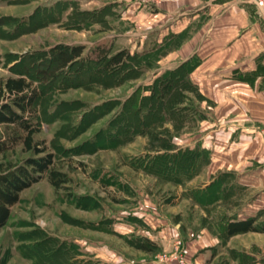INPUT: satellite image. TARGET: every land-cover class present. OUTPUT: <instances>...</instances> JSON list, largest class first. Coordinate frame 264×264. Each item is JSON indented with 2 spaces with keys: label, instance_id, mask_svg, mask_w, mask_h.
Listing matches in <instances>:
<instances>
[{
  "label": "rangeland",
  "instance_id": "1",
  "mask_svg": "<svg viewBox=\"0 0 264 264\" xmlns=\"http://www.w3.org/2000/svg\"><path fill=\"white\" fill-rule=\"evenodd\" d=\"M89 1L0 0V79L25 74L36 84L40 91L36 104L40 128L34 140L54 154L55 165L69 177L66 187L59 190L42 179L21 192L19 202L0 228V264H64L69 257L64 251L68 243H75L84 252L77 260L93 264H115L120 255L148 264L157 255L173 251L176 240L166 243V248L158 240L155 242L160 250L155 257L142 255L114 236L81 227L110 218L113 227L123 232L120 219L126 214L131 216V210L137 207L136 212L145 213L147 202L167 217L175 218L182 208L166 185L125 164L145 150V138L137 137L116 150L104 147L111 142L104 131L125 110L123 104L135 91L137 96L143 93L142 89L151 83L153 70L119 85L106 83L98 71L89 73L78 65L53 79L36 73L48 70L50 60L41 58L61 44L82 45L86 56L96 46L126 49L131 54L143 50L138 49L136 40L129 42L125 36L112 35L123 31L112 22L86 29L83 25L87 18L81 12L93 6ZM57 2L67 7L62 15L54 9L49 12ZM43 21L46 23L41 26L39 22ZM93 77L95 81L90 82ZM31 155L17 146L0 155V164L21 163ZM114 181L125 182L129 192L117 188ZM165 203L175 206L165 207ZM192 213L185 210L184 215L191 219ZM148 229L138 227L132 233L145 236L151 231Z\"/></svg>",
  "mask_w": 264,
  "mask_h": 264
},
{
  "label": "crops",
  "instance_id": "2",
  "mask_svg": "<svg viewBox=\"0 0 264 264\" xmlns=\"http://www.w3.org/2000/svg\"><path fill=\"white\" fill-rule=\"evenodd\" d=\"M88 4L95 5L88 11L106 8V24L123 30L109 33L136 40L138 49L181 36L180 45L158 60L150 82L184 61H198L189 78L202 97L205 117L172 144L205 151L207 162L182 183H164L182 206L178 216L159 215L148 202V215L136 212L137 207L131 216L141 221L144 231L149 227L145 236L160 240L164 248L169 241L182 240L191 264H264V231L225 232L227 222L234 220L255 219L257 227H264V14L252 0ZM185 210L193 211L191 219ZM127 215L120 219L124 231L115 229L123 235L136 231L123 220ZM137 261L120 255L115 264L143 263ZM148 264L159 263L152 259Z\"/></svg>",
  "mask_w": 264,
  "mask_h": 264
},
{
  "label": "trees",
  "instance_id": "3",
  "mask_svg": "<svg viewBox=\"0 0 264 264\" xmlns=\"http://www.w3.org/2000/svg\"><path fill=\"white\" fill-rule=\"evenodd\" d=\"M59 3L51 6L49 12L54 9L57 14L62 15L67 7ZM108 13L106 8L83 11L81 15L86 16L87 21L82 25L86 29L94 24L104 25L106 15H110ZM45 23L39 22L41 26ZM181 42L179 35L168 36L162 43L152 47L144 46L142 51L133 54L126 49L114 51L110 46H96L89 56L84 55L85 48L82 45L61 44L55 46L49 56L43 54L41 60H50L48 70H38L36 73L53 79L78 65L80 70L89 73L98 71L100 78H105L106 83L112 81L119 85L125 80L139 77L145 71L154 70L158 60L167 52L176 49ZM197 63L196 58L184 61L175 68L160 73L142 89L143 93L139 96L135 91L123 104L125 110L118 113L104 131V135L111 140L104 147H116L114 150L132 143L137 137L145 138L146 152L129 159L125 164L136 172L155 178L161 184L182 183L207 162L205 151L178 149L172 144L174 137L194 128L205 117L200 106L202 97L189 78ZM102 79L100 83L106 84ZM94 81L93 77L90 82ZM39 96L38 87L25 74L0 79V155L17 146L32 154L21 163L6 166L0 164V228L9 219L11 208L19 202L21 192L33 184L46 179L55 190H59L69 183L67 173L55 165L54 154L48 152L41 141L34 140V135L40 128L36 107ZM130 116L134 121L129 119ZM114 182L117 188L129 192L125 182ZM123 220L135 229L143 227L141 221L133 216L127 215ZM113 223L112 219L105 218L99 222L82 224L81 227L114 236L145 255L154 257L159 253L160 246L149 237L135 233L123 235L115 230ZM254 223L255 219L227 222L226 235L264 231V227L259 228ZM66 247L64 251L69 257L64 264H93L77 260L78 256L85 254L75 243H68Z\"/></svg>",
  "mask_w": 264,
  "mask_h": 264
},
{
  "label": "built area",
  "instance_id": "4",
  "mask_svg": "<svg viewBox=\"0 0 264 264\" xmlns=\"http://www.w3.org/2000/svg\"><path fill=\"white\" fill-rule=\"evenodd\" d=\"M136 2H148L158 4L159 0H135ZM255 6L264 14V0H252ZM182 242L176 240L171 253H163L156 256V260L161 264H189L185 258Z\"/></svg>",
  "mask_w": 264,
  "mask_h": 264
}]
</instances>
